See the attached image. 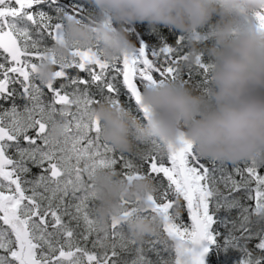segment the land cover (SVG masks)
Listing matches in <instances>:
<instances>
[{
  "label": "snow or ice",
  "instance_id": "obj_1",
  "mask_svg": "<svg viewBox=\"0 0 264 264\" xmlns=\"http://www.w3.org/2000/svg\"><path fill=\"white\" fill-rule=\"evenodd\" d=\"M94 13L84 0H0V264H153L148 253L160 249L168 259L159 264H264V165L204 159L183 136L178 146L152 140L126 154L92 117L107 103L147 120L142 90L167 80L203 90L206 58L182 68V35L138 25L129 28L135 48L117 60L99 47L57 57L65 20ZM44 64L55 67L51 80L38 73ZM98 169L151 180L148 206L125 202L122 217L151 218L155 234L138 239L124 219L100 220Z\"/></svg>",
  "mask_w": 264,
  "mask_h": 264
},
{
  "label": "clouds",
  "instance_id": "obj_2",
  "mask_svg": "<svg viewBox=\"0 0 264 264\" xmlns=\"http://www.w3.org/2000/svg\"><path fill=\"white\" fill-rule=\"evenodd\" d=\"M94 7L90 19H66L57 57L73 47L97 48L114 61L135 48L129 28L146 24L166 27L185 38L188 60L181 67L195 68L201 54L210 65L207 85L197 90L179 80H167L142 90L149 118L135 119L126 109L97 105L92 117L102 139L119 152L134 154L152 140L178 146L181 136L191 141L199 156L209 160H255L264 165V0H84ZM202 37L203 39H197ZM55 67L38 68L51 80ZM64 134L63 124L52 135ZM96 212L103 223L124 219L138 239L155 234L159 225L143 214L122 217L125 202L147 207L153 191L149 179L131 182L110 169H98L91 180Z\"/></svg>",
  "mask_w": 264,
  "mask_h": 264
},
{
  "label": "trees",
  "instance_id": "obj_3",
  "mask_svg": "<svg viewBox=\"0 0 264 264\" xmlns=\"http://www.w3.org/2000/svg\"><path fill=\"white\" fill-rule=\"evenodd\" d=\"M138 26H140L141 28L147 30V29H152L150 27H148L146 24H137ZM136 26V25H135ZM160 33H162L164 36H167L170 32H173L171 30H169L166 27H161L158 29ZM178 34V33H177ZM133 40H135V37H132ZM196 69L193 68V71H195ZM187 71V69H186ZM143 145H141L142 147ZM35 171V170H34ZM90 247V245H89ZM127 256V258L130 260L132 259V256L130 254H125ZM149 258L153 261V264H159L160 261L164 260V259H168V253L163 251L162 249L158 250L157 252H150L148 253Z\"/></svg>",
  "mask_w": 264,
  "mask_h": 264
},
{
  "label": "rangeland",
  "instance_id": "obj_4",
  "mask_svg": "<svg viewBox=\"0 0 264 264\" xmlns=\"http://www.w3.org/2000/svg\"><path fill=\"white\" fill-rule=\"evenodd\" d=\"M135 41V40H134Z\"/></svg>",
  "mask_w": 264,
  "mask_h": 264
}]
</instances>
